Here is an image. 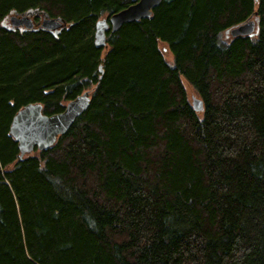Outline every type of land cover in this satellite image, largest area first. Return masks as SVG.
Here are the masks:
<instances>
[{
    "label": "trees",
    "instance_id": "1",
    "mask_svg": "<svg viewBox=\"0 0 264 264\" xmlns=\"http://www.w3.org/2000/svg\"><path fill=\"white\" fill-rule=\"evenodd\" d=\"M136 2L0 0V264H264V0H163L99 47L96 23ZM36 9L72 26L8 28ZM86 91L69 132L20 159L14 116Z\"/></svg>",
    "mask_w": 264,
    "mask_h": 264
},
{
    "label": "water",
    "instance_id": "2",
    "mask_svg": "<svg viewBox=\"0 0 264 264\" xmlns=\"http://www.w3.org/2000/svg\"><path fill=\"white\" fill-rule=\"evenodd\" d=\"M163 0H138L133 5L104 18L96 23L95 43L99 47L107 45L106 32L110 29L113 33L118 32L126 23L139 22L142 19L150 18L153 9L158 7ZM37 14L43 15L41 22L42 28L52 31L55 36L61 32L64 27L70 28L72 24L66 23L62 18L50 17L44 11L30 10L25 14H12L10 17L12 28L25 26L27 29L34 27L33 17ZM258 19L249 21L231 28L229 31L233 37L255 36L258 33ZM228 32V31H227ZM103 73V68H100ZM91 92L86 91L66 104L65 109L60 113L47 115L43 113L42 104H28L22 108L13 118L10 126V134L18 143L20 150V159L26 155L34 153L35 150L43 151L56 144L60 136L69 132L91 105ZM195 112L201 114L204 112V100L200 97H194L191 102Z\"/></svg>",
    "mask_w": 264,
    "mask_h": 264
},
{
    "label": "rangeland",
    "instance_id": "3",
    "mask_svg": "<svg viewBox=\"0 0 264 264\" xmlns=\"http://www.w3.org/2000/svg\"><path fill=\"white\" fill-rule=\"evenodd\" d=\"M6 24L8 25V28H12L10 18L7 20ZM227 31H224L220 34V36H219L220 42L229 43L231 41L233 36L231 35L229 30H227ZM159 46H160V49H161L162 53L164 54L166 60L172 64L174 59H173V54H172L169 46L164 42H160ZM183 83H184L185 88L187 90V94H188V98H189L190 102H192L194 97H201L199 95V93L194 89V87L192 85H190L185 79H183Z\"/></svg>",
    "mask_w": 264,
    "mask_h": 264
},
{
    "label": "flooded vegetation",
    "instance_id": "4",
    "mask_svg": "<svg viewBox=\"0 0 264 264\" xmlns=\"http://www.w3.org/2000/svg\"><path fill=\"white\" fill-rule=\"evenodd\" d=\"M33 21L35 23V27H37L36 25L38 24V22H36L35 18L33 17ZM19 29H23V26L19 27Z\"/></svg>",
    "mask_w": 264,
    "mask_h": 264
},
{
    "label": "bare ground",
    "instance_id": "5",
    "mask_svg": "<svg viewBox=\"0 0 264 264\" xmlns=\"http://www.w3.org/2000/svg\"><path fill=\"white\" fill-rule=\"evenodd\" d=\"M65 26V25H64ZM205 110V109H204Z\"/></svg>",
    "mask_w": 264,
    "mask_h": 264
}]
</instances>
